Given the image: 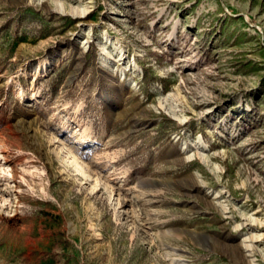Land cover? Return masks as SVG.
I'll return each instance as SVG.
<instances>
[{"label":"rangeland","instance_id":"obj_1","mask_svg":"<svg viewBox=\"0 0 264 264\" xmlns=\"http://www.w3.org/2000/svg\"><path fill=\"white\" fill-rule=\"evenodd\" d=\"M0 264H264V0H0Z\"/></svg>","mask_w":264,"mask_h":264},{"label":"bare ground","instance_id":"obj_2","mask_svg":"<svg viewBox=\"0 0 264 264\" xmlns=\"http://www.w3.org/2000/svg\"><path fill=\"white\" fill-rule=\"evenodd\" d=\"M195 156V155H194ZM189 158H191V157H187V159H189ZM186 159V160H187ZM158 234H162L163 236H165V237H171V236H173V234L172 233H170L169 231H163V230H161Z\"/></svg>","mask_w":264,"mask_h":264}]
</instances>
